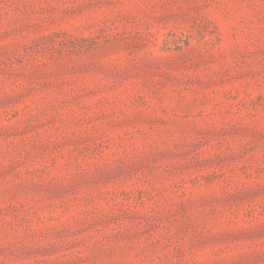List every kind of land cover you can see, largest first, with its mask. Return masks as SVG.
<instances>
[{
	"label": "rangeland",
	"instance_id": "374dc122",
	"mask_svg": "<svg viewBox=\"0 0 264 264\" xmlns=\"http://www.w3.org/2000/svg\"><path fill=\"white\" fill-rule=\"evenodd\" d=\"M0 264H264V0H0Z\"/></svg>",
	"mask_w": 264,
	"mask_h": 264
}]
</instances>
